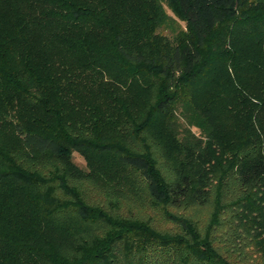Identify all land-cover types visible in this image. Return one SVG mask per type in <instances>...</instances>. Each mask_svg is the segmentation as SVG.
Wrapping results in <instances>:
<instances>
[{
    "label": "trees",
    "instance_id": "16d2710c",
    "mask_svg": "<svg viewBox=\"0 0 264 264\" xmlns=\"http://www.w3.org/2000/svg\"><path fill=\"white\" fill-rule=\"evenodd\" d=\"M135 2L138 50L127 0H0V126L64 163L0 148V264H264V75L239 64L263 56L264 0ZM74 150L137 171L175 229L85 200ZM190 206L208 207L200 223L173 211Z\"/></svg>",
    "mask_w": 264,
    "mask_h": 264
},
{
    "label": "rangeland",
    "instance_id": "374dc122",
    "mask_svg": "<svg viewBox=\"0 0 264 264\" xmlns=\"http://www.w3.org/2000/svg\"><path fill=\"white\" fill-rule=\"evenodd\" d=\"M126 16L123 19L125 25L130 28L122 33V43L126 49L138 50L143 46H147L144 39L141 37L144 20L140 19V14L137 13L135 0H127ZM164 3L161 4L163 12L169 14L176 25L182 27V22ZM124 9V10H125ZM159 34L168 36V30L158 27ZM264 56V52H263ZM262 56L259 61L257 56L251 57L252 61L247 62L241 59L239 64L242 66V72L249 75L248 80L252 85L259 82V76L264 75V57ZM251 76V77H250ZM247 77V76H246ZM0 148L3 149L5 156L9 160L14 161L16 164L22 165L26 169H37L39 171L52 170L54 167H61L64 165L63 159H55L48 152L29 151L24 148L15 134L7 126H0ZM88 156H93L89 154ZM95 161L86 165L85 158L81 156L79 151H72L69 156V164L75 168V171L83 173V176H76L80 191L84 195V199L88 202H93L96 205L106 208L109 212L124 214V216H135L145 219L153 227L158 230L167 229L172 231L175 225L160 217L157 208L152 207L151 199L145 192L144 184L137 175V171L125 167L116 159L109 155L103 154L102 156H93ZM84 174H88L85 176ZM208 207L194 208L193 206L180 209L177 208L173 211L179 210L186 215H191L200 220H203ZM171 210V209H170ZM80 227L85 235L98 234L102 232L105 227H102L96 222H79ZM117 251V250H116ZM115 252V251H114Z\"/></svg>",
    "mask_w": 264,
    "mask_h": 264
}]
</instances>
